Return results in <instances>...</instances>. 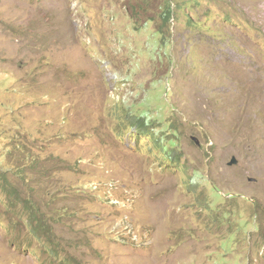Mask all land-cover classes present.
I'll return each mask as SVG.
<instances>
[{
    "label": "rangeland",
    "instance_id": "1",
    "mask_svg": "<svg viewBox=\"0 0 264 264\" xmlns=\"http://www.w3.org/2000/svg\"><path fill=\"white\" fill-rule=\"evenodd\" d=\"M184 1L0 0V264H264V0Z\"/></svg>",
    "mask_w": 264,
    "mask_h": 264
},
{
    "label": "trees",
    "instance_id": "2",
    "mask_svg": "<svg viewBox=\"0 0 264 264\" xmlns=\"http://www.w3.org/2000/svg\"><path fill=\"white\" fill-rule=\"evenodd\" d=\"M147 1L148 0H140V4H138V8L140 9V11L142 12L147 11V6H146ZM180 1L181 0H176V2L174 0H159L158 4L160 10L158 11L157 15L159 17L160 22L159 24H157L158 22H156V29L153 31V33H156L159 36L158 42L160 41V44L162 46H165L170 38L169 20L173 15L172 13L173 9L171 3L175 2V6L181 8L182 5ZM220 1L221 0H218V3H220ZM182 4H191V6L195 8L198 7L200 4H204V7L202 9L203 13H207L208 11H211V16L213 15V13L216 14L213 11V8L207 6V4H209V0H185L184 3ZM130 13H131V17L134 18L136 15H138L137 8L133 6ZM220 17L223 20H227L229 14L223 12V15H221ZM147 21H151V19L149 17L146 18L144 17L142 24L146 23ZM188 24H190L191 27H197L199 21H194L191 17H189ZM131 121L135 131H137V129H142V127L145 128L147 127V125H149L148 122L143 123L140 117H137L135 120L131 119ZM0 190L5 195L4 199L6 200V204L8 205L7 210L5 211L6 213H11L12 215H16L17 218L20 217V215L17 212H15V207L19 206V210L25 214V219H26L25 225L27 226L29 232L34 237H38L39 235H44V233L48 232V230H46L45 220L42 218L38 206L35 203H33V201L30 198L20 197L16 193L7 175V171L1 169H0ZM217 194L222 198V196L219 193ZM235 198L236 197L231 195L228 198L225 197L224 200L227 199L232 200Z\"/></svg>",
    "mask_w": 264,
    "mask_h": 264
},
{
    "label": "water",
    "instance_id": "3",
    "mask_svg": "<svg viewBox=\"0 0 264 264\" xmlns=\"http://www.w3.org/2000/svg\"><path fill=\"white\" fill-rule=\"evenodd\" d=\"M237 162V159L232 156V158L230 159V161L227 163L228 165H232V164H235Z\"/></svg>",
    "mask_w": 264,
    "mask_h": 264
}]
</instances>
